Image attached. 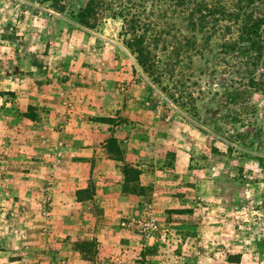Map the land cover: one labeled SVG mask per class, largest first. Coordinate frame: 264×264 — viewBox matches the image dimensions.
I'll return each mask as SVG.
<instances>
[{"label": "rangeland", "instance_id": "1", "mask_svg": "<svg viewBox=\"0 0 264 264\" xmlns=\"http://www.w3.org/2000/svg\"><path fill=\"white\" fill-rule=\"evenodd\" d=\"M58 2L0 0V264H264V53L168 36L150 76Z\"/></svg>", "mask_w": 264, "mask_h": 264}, {"label": "trees", "instance_id": "2", "mask_svg": "<svg viewBox=\"0 0 264 264\" xmlns=\"http://www.w3.org/2000/svg\"><path fill=\"white\" fill-rule=\"evenodd\" d=\"M72 17L82 26L97 27L101 19L120 20L126 48L148 75H154V64H163L159 43L166 49L167 37L174 36L173 52L201 53L211 47V38L218 35L216 44L222 53L218 59L235 64L241 79L256 84L253 68L264 53V0H84ZM55 8L64 11L65 5L54 0ZM177 19L179 22L171 21ZM190 32L188 36L185 32ZM201 34V40L197 35ZM240 92V91H239ZM109 151L115 150L110 139ZM132 169L123 168L125 185ZM137 179V178H136ZM81 191H86L83 189Z\"/></svg>", "mask_w": 264, "mask_h": 264}]
</instances>
